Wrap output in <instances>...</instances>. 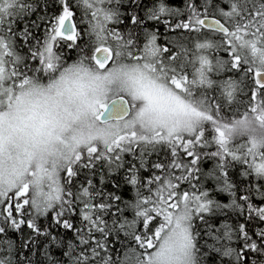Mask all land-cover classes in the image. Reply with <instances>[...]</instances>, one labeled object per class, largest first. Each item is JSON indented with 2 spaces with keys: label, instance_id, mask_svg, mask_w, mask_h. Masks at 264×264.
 <instances>
[{
  "label": "snow or ice",
  "instance_id": "6c2138e0",
  "mask_svg": "<svg viewBox=\"0 0 264 264\" xmlns=\"http://www.w3.org/2000/svg\"><path fill=\"white\" fill-rule=\"evenodd\" d=\"M0 264H264V0H0Z\"/></svg>",
  "mask_w": 264,
  "mask_h": 264
}]
</instances>
